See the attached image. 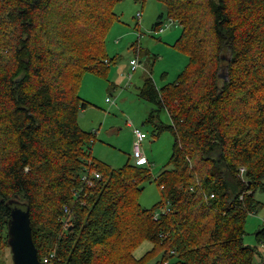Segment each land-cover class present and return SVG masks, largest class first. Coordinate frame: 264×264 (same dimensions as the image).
Here are the masks:
<instances>
[{"label":"trees","instance_id":"obj_1","mask_svg":"<svg viewBox=\"0 0 264 264\" xmlns=\"http://www.w3.org/2000/svg\"><path fill=\"white\" fill-rule=\"evenodd\" d=\"M118 1L0 0V256L19 198L42 264H144L156 252L157 264H257L258 253L264 264L244 242L248 215L264 208V0H159L191 47L176 81L141 89L170 117L150 122L154 135L174 136L157 176L107 165L78 123L83 74L112 65ZM150 180L161 196L144 207Z\"/></svg>","mask_w":264,"mask_h":264},{"label":"rangeland","instance_id":"obj_2","mask_svg":"<svg viewBox=\"0 0 264 264\" xmlns=\"http://www.w3.org/2000/svg\"><path fill=\"white\" fill-rule=\"evenodd\" d=\"M115 10L121 20L109 32L107 49L113 59L105 60L112 65L102 67L97 73L87 71L83 74L78 93L89 108L80 112L78 123L86 130L82 120L86 117L90 121L87 131L96 135L92 142L93 152L114 169L123 168L128 161L138 165L134 158L133 128L143 129L148 135L142 145L146 164L157 176L170 158L174 136L167 129L154 135L155 127L150 122L165 125L170 123V117L165 109L154 113L156 106L142 96L141 89L149 77L160 89L176 81L189 62L187 50L191 42L181 40L183 25L167 16L166 5L159 0H119ZM219 77L222 79V75ZM160 196L158 184L150 180L145 183L139 199L144 207H151ZM256 197L264 201V190H258ZM263 224L264 208L249 214L244 242L258 246L264 256V244L256 241V232ZM146 250L147 243L136 253L141 255ZM161 254H152L144 264H157ZM258 257L259 253L257 264L260 263ZM0 259L13 264L10 246L3 250Z\"/></svg>","mask_w":264,"mask_h":264},{"label":"water","instance_id":"obj_3","mask_svg":"<svg viewBox=\"0 0 264 264\" xmlns=\"http://www.w3.org/2000/svg\"><path fill=\"white\" fill-rule=\"evenodd\" d=\"M226 77L224 74H219ZM11 216L8 220V244L11 248L13 264H42L33 240L30 209L27 202L19 198L7 203Z\"/></svg>","mask_w":264,"mask_h":264},{"label":"built area","instance_id":"obj_4","mask_svg":"<svg viewBox=\"0 0 264 264\" xmlns=\"http://www.w3.org/2000/svg\"><path fill=\"white\" fill-rule=\"evenodd\" d=\"M133 133L135 135V142H134V158H135V162L138 164V165H142V164H145L147 162V159L144 155V151H143V141L146 139L147 137V133L144 132L143 130H141L140 128L138 127H134L133 128ZM242 171H244V167L241 169ZM100 175L97 174V177H99ZM211 196H214V194H212ZM155 217H157L155 215ZM53 255L51 256H46L44 258V263L45 264H51L50 263V258L52 257Z\"/></svg>","mask_w":264,"mask_h":264},{"label":"crops","instance_id":"obj_5","mask_svg":"<svg viewBox=\"0 0 264 264\" xmlns=\"http://www.w3.org/2000/svg\"><path fill=\"white\" fill-rule=\"evenodd\" d=\"M125 73V72H124ZM125 75H127L126 73H125ZM108 100V97H106V101ZM88 106H87V108H84V109H81L80 110V112L82 111V112H85L86 110H88ZM80 112H79V116H78V122H79V117H80ZM82 123L85 125V129L86 130H89L90 129V121L89 120H87V118L86 117H84L83 118V120H82ZM131 123V122H130ZM80 124V123H79ZM129 124V123H128ZM84 129V128H83ZM141 130H143V129H141ZM144 131V130H143ZM148 136V135H147ZM134 142H135V139H134ZM173 144H174V141H173ZM133 149H134V147H133ZM173 149V148H172ZM145 155V154H144Z\"/></svg>","mask_w":264,"mask_h":264}]
</instances>
